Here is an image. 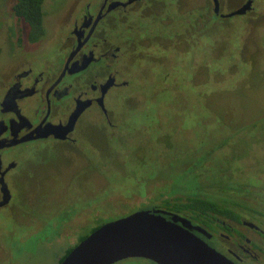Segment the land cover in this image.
I'll return each instance as SVG.
<instances>
[{
    "label": "rangeland",
    "instance_id": "374dc122",
    "mask_svg": "<svg viewBox=\"0 0 264 264\" xmlns=\"http://www.w3.org/2000/svg\"><path fill=\"white\" fill-rule=\"evenodd\" d=\"M72 1H45L49 38ZM221 1L226 13L241 2ZM211 2L146 0L108 17L101 32H114L120 19L131 27L108 37L131 44L126 64L136 81L107 97L115 128L93 111L79 126L77 149L42 142L20 150L13 200L0 219L7 264H59L98 227L139 210L212 199L206 194L264 198V8L255 24L239 16L217 21L207 12ZM13 4L0 0V78L27 48ZM145 39L151 47L139 44ZM54 49L40 43L33 52L48 58Z\"/></svg>",
    "mask_w": 264,
    "mask_h": 264
},
{
    "label": "flooded vegetation",
    "instance_id": "af4514ba",
    "mask_svg": "<svg viewBox=\"0 0 264 264\" xmlns=\"http://www.w3.org/2000/svg\"><path fill=\"white\" fill-rule=\"evenodd\" d=\"M145 1L73 0L67 21L60 20L54 25L51 38L48 37L44 23V36L37 42L26 39L28 50L24 48L17 57L18 61L14 62L15 68L9 71L7 69L8 72L0 78V219H7L13 200L10 179L15 178L13 174L19 168V159L25 154L20 150L42 142L72 145L77 149L79 126L84 116L93 111L102 117L106 127L115 128V116L107 108V97L112 91L133 87L136 70L126 64L127 50L131 47L129 41L120 44L108 35H120L121 31L126 32L131 27L126 26V19L119 20V27L114 32V29L101 32V27L114 12L127 14L130 8H139ZM263 8L264 0H241L239 6L236 5L232 11L226 13L223 2L218 0V7L215 9L212 1L207 12L217 21L239 16L255 24L259 18L256 13ZM237 11L243 13L227 16ZM198 19L202 21L206 17L198 16ZM61 25H67V33L58 32ZM145 40V44L140 43V40L138 42L141 46L151 47V41ZM40 43L56 49L48 58H44L43 53L36 56L33 51ZM139 49L141 51L143 48ZM26 50L32 53H23ZM155 61L163 62L164 65L169 63L167 59L165 62L158 59ZM78 106L83 110L75 120L71 132L64 133L63 138L50 135L48 138H34L18 143L23 138L35 137L37 134L33 132L37 128L43 130L48 124L64 128ZM61 130L58 135H61ZM40 133L42 131L38 132ZM76 153L79 155L78 151ZM1 179L6 184L9 196L3 191ZM206 195L227 208L229 214L226 212L227 218L215 220L212 224L214 230L198 225L211 235L209 239L198 232L195 234L235 264H264V198H254L249 195V191L239 198L228 197L225 201H218L219 199L210 194ZM152 209L174 214L162 208ZM7 258V255L1 256L0 264H7Z\"/></svg>",
    "mask_w": 264,
    "mask_h": 264
},
{
    "label": "water",
    "instance_id": "95a60500",
    "mask_svg": "<svg viewBox=\"0 0 264 264\" xmlns=\"http://www.w3.org/2000/svg\"><path fill=\"white\" fill-rule=\"evenodd\" d=\"M212 1L216 9L218 0ZM242 13L237 11L227 16ZM81 110L83 108L79 106L75 109L64 128L48 124L43 130L37 128L33 132L37 134L35 137L23 138L18 143L48 138L50 135L63 138L64 133L71 132ZM60 129L61 135H58ZM1 185L9 196L2 179ZM195 232L207 239L211 237L203 228L179 215L156 209L139 210L97 228L75 246L60 264H116L128 259H143L154 264H235Z\"/></svg>",
    "mask_w": 264,
    "mask_h": 264
},
{
    "label": "trees",
    "instance_id": "16d2710c",
    "mask_svg": "<svg viewBox=\"0 0 264 264\" xmlns=\"http://www.w3.org/2000/svg\"><path fill=\"white\" fill-rule=\"evenodd\" d=\"M45 1L46 0H14L12 13L19 22L25 25V39L29 42H37L45 34L43 26V5ZM167 206L168 207L165 208L167 211L175 215L186 217L193 224L206 226L212 230H214L212 224L215 220L228 217L226 214V212L228 213L227 208L225 209L223 205H219L213 199L189 198L185 201L179 203L175 202ZM218 226L220 227V225ZM66 255H68V253ZM63 259L64 258L60 260V263Z\"/></svg>",
    "mask_w": 264,
    "mask_h": 264
}]
</instances>
